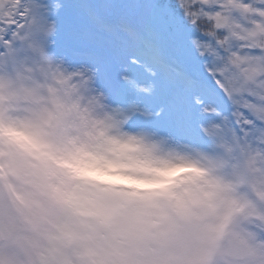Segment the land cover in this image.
<instances>
[{
    "label": "clouds",
    "instance_id": "clouds-1",
    "mask_svg": "<svg viewBox=\"0 0 264 264\" xmlns=\"http://www.w3.org/2000/svg\"><path fill=\"white\" fill-rule=\"evenodd\" d=\"M244 2L225 16L264 39V0ZM55 37L24 27L0 50V264H264V138L133 126L142 110Z\"/></svg>",
    "mask_w": 264,
    "mask_h": 264
},
{
    "label": "snow or ice",
    "instance_id": "snow-or-ice-1",
    "mask_svg": "<svg viewBox=\"0 0 264 264\" xmlns=\"http://www.w3.org/2000/svg\"><path fill=\"white\" fill-rule=\"evenodd\" d=\"M18 3L23 7L17 11L0 12V50L20 28L37 37L55 28L59 54L98 67L101 86L115 102L142 110L133 126L192 142L206 143L221 125L236 139L264 138V39L235 16L226 17L225 0L212 6L206 0ZM238 7L247 13L252 5L245 0ZM256 11L264 16V6ZM237 32L245 38L226 44ZM84 41L109 55L79 51L75 45ZM139 85H147L150 94Z\"/></svg>",
    "mask_w": 264,
    "mask_h": 264
},
{
    "label": "rangeland",
    "instance_id": "rangeland-1",
    "mask_svg": "<svg viewBox=\"0 0 264 264\" xmlns=\"http://www.w3.org/2000/svg\"><path fill=\"white\" fill-rule=\"evenodd\" d=\"M75 47L85 53H93L101 57H107L109 53L106 49L98 47L94 42L84 41L77 43Z\"/></svg>",
    "mask_w": 264,
    "mask_h": 264
}]
</instances>
